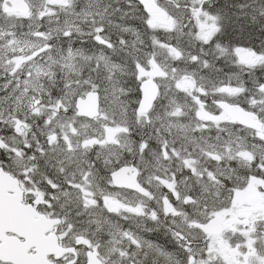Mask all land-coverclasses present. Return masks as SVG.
<instances>
[{
	"label": "snow or ice",
	"instance_id": "6c2138e0",
	"mask_svg": "<svg viewBox=\"0 0 264 264\" xmlns=\"http://www.w3.org/2000/svg\"><path fill=\"white\" fill-rule=\"evenodd\" d=\"M0 264H264V0H0Z\"/></svg>",
	"mask_w": 264,
	"mask_h": 264
}]
</instances>
